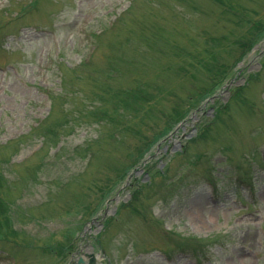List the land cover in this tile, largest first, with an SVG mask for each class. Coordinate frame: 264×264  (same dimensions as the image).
Returning <instances> with one entry per match:
<instances>
[{
  "label": "rangeland",
  "instance_id": "374dc122",
  "mask_svg": "<svg viewBox=\"0 0 264 264\" xmlns=\"http://www.w3.org/2000/svg\"><path fill=\"white\" fill-rule=\"evenodd\" d=\"M0 176V264H264V0H0Z\"/></svg>",
  "mask_w": 264,
  "mask_h": 264
},
{
  "label": "trees",
  "instance_id": "16d2710c",
  "mask_svg": "<svg viewBox=\"0 0 264 264\" xmlns=\"http://www.w3.org/2000/svg\"><path fill=\"white\" fill-rule=\"evenodd\" d=\"M261 25H263V23H261ZM256 31H258V29H257ZM222 66H224V65H222ZM222 69H224V71L220 72V73H219L220 75L223 74V73H226V70H227L226 67H222V68H220L219 70H222ZM220 75H219V77L217 76V78L215 79V81L213 82V84L210 85L211 88L217 86V85H218V81H219V83H220V82L222 81V79L224 80L223 76H220ZM212 79H213V78H212ZM210 87H209V91H210ZM207 89H208V88H207ZM207 89H205V91H206ZM176 117H179V119H177V120L174 122V124H175L178 120L184 118V114H183V115H182V114L176 115ZM154 140L156 141V140H158V138H157V139L155 138ZM153 143H154V141H150V142L147 141V142L144 143L145 145H144V146L138 151V161L141 160L142 157H144V155L150 150V148H151V146H152ZM0 182H2V178H1V176H0Z\"/></svg>",
  "mask_w": 264,
  "mask_h": 264
}]
</instances>
